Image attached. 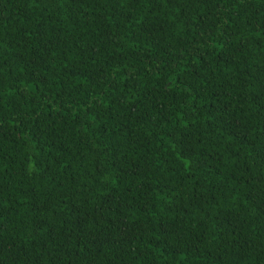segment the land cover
<instances>
[{
    "label": "trees",
    "instance_id": "1",
    "mask_svg": "<svg viewBox=\"0 0 264 264\" xmlns=\"http://www.w3.org/2000/svg\"><path fill=\"white\" fill-rule=\"evenodd\" d=\"M0 264H264V0H0Z\"/></svg>",
    "mask_w": 264,
    "mask_h": 264
}]
</instances>
